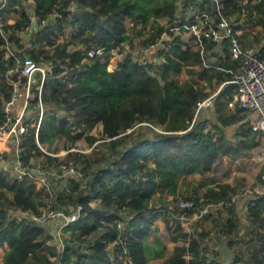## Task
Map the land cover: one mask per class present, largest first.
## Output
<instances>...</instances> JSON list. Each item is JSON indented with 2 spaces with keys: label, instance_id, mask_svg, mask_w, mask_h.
<instances>
[{
  "label": "trees",
  "instance_id": "trees-1",
  "mask_svg": "<svg viewBox=\"0 0 264 264\" xmlns=\"http://www.w3.org/2000/svg\"><path fill=\"white\" fill-rule=\"evenodd\" d=\"M31 1L33 9L30 12L29 8L24 9L22 0L0 1L8 9L22 5L14 21L4 23L0 29V121L4 115L3 102L10 95L7 70L16 60L15 56L5 58V43L18 57L28 54L37 63L49 67L42 84L40 119L36 90L38 74L28 101L34 115L24 119L27 131L19 136V142L17 140L18 150L16 152L15 145L11 150H0V157L5 153L12 159L0 161V248L3 250L0 264H55L51 259L53 254L46 250L50 248L46 243L50 237L45 228L29 216H18V211L37 215L48 203L57 207L56 199L82 206L80 217L66 226L71 241L65 243L59 255L61 264H152L153 259L159 258L162 260L156 264H225L232 257L230 253L219 256L217 250L201 242L208 230H202L201 237L187 232L172 234L170 240L175 244L165 256L167 246L154 224L158 209L170 211L177 219L181 214H192L191 210L177 205L180 184L191 174L213 173L210 178L198 182L208 184L202 192L203 201L230 198L236 186L221 180L215 174L216 169L224 161L236 160L246 148L259 144L253 140L256 132L251 128L248 111L239 107L233 113L228 111V102L236 87L232 83L223 84V81L230 78L228 69L238 66V62L231 59L229 42L203 36L206 43L203 54L199 48L182 40L179 32L169 28L176 23H192L201 12L217 20L215 2ZM218 3L221 14L229 19L233 30L242 28V22L264 24V0H218ZM4 10L1 16L5 18L8 14H3ZM30 15H38L45 21L39 23L28 35V42H24L19 32L30 23ZM157 18H164V23L157 22ZM65 25H71L73 40L58 41V34ZM163 31H167L170 38H161L165 49L155 47L163 54L157 69L152 71L150 62H141L132 53L117 60L111 70L107 68L106 58L113 50L119 48L121 51L120 47L126 43L133 48L135 41L145 42L146 32L148 39L154 41ZM189 39L193 41V35ZM69 41H78L81 47L69 49ZM240 41L247 45L246 41ZM248 44H255L264 60V43L256 39ZM90 47H101L103 56L84 59ZM207 62L211 64L206 66ZM182 72L186 77L180 80ZM215 84L220 87L212 97L210 116L195 114L197 102L212 94L210 91ZM37 122L38 142L46 150L53 151L57 148L53 145L56 138L72 139L100 123L99 137L87 133L86 139L89 144L96 139L106 144L100 150L102 157H90L74 150L66 152L65 160L51 157L38 145ZM231 125L237 127L235 133L229 135L226 128ZM6 151H15L17 159L25 166L38 155L49 162L54 160L56 165L57 161L76 167L78 163L82 172L80 181L86 176L87 191L79 188L56 197L50 192L51 199H47L35 187L30 174L20 179L15 176L17 159ZM100 161L103 162L101 166L92 168ZM260 165L256 177L264 184V166L261 162ZM196 188L193 187L194 194ZM193 197L195 201L199 199L197 194L182 198ZM91 198L96 201L94 204L90 203ZM237 209L233 202L225 208L224 215L218 213L221 219L219 238L224 237L227 244L236 240ZM210 216L214 217V213L200 218ZM165 221L169 219L165 217ZM119 222L124 223L123 228L118 227ZM246 222L241 238L244 240L247 235L245 242L242 241L246 251L235 254L231 260L235 264H264V193L254 192L248 197ZM175 228H180L177 220ZM180 236H183V243H177Z\"/></svg>",
  "mask_w": 264,
  "mask_h": 264
},
{
  "label": "built area",
  "instance_id": "built-area-1",
  "mask_svg": "<svg viewBox=\"0 0 264 264\" xmlns=\"http://www.w3.org/2000/svg\"><path fill=\"white\" fill-rule=\"evenodd\" d=\"M1 1V0H0ZM215 2V8L218 13V19L214 20L209 17L207 12H201V14L195 17V21L189 24H178L176 23L173 27H169L170 29H174L175 32H179L182 40L194 45L195 48H199L200 52L204 54L206 43L204 41V37L209 38L213 41H220L222 39H226L230 44V56L232 60H236L238 62V66L236 69H228L231 72L230 78L228 80L223 81L224 83H232L235 85L236 90L233 94L232 99L228 102V104H235L239 108L246 109L249 113L250 125L251 128L257 132L264 134V60L260 58L258 51L252 46L243 45L240 41L238 30H233V27L229 21V19L221 14L218 0H213ZM6 9V4L4 2L0 3V29L4 22V16L2 17V10ZM57 17L60 16L58 11L53 12ZM43 20L38 15H30V23L26 26L25 29L20 30L19 34H32L36 26L43 22ZM190 35H193V41L190 38ZM204 36V37H203ZM149 33L146 32L145 42L138 48H130L129 44H123L120 48L121 51L124 52V55L127 53H132V55L136 56L137 59L141 62H150L152 53L155 52L158 47L160 50L165 49L164 43L161 41V38H170L167 31H163L159 38H155L154 41L148 39ZM5 47V58H9L10 56H15V62L10 63V67L7 70L6 79L10 84V95L3 102L2 112L3 119L0 121V150L2 148H7V143L9 140L14 139L18 140L19 136L27 131V123L25 122V118H23V113L25 109L28 107L30 95V88L32 90V86L35 81V75L39 74V81L36 83L37 90V98H38V107H39V115L40 119L42 113V84L44 80V76L46 71L49 69L47 65H41L34 61L28 54L23 56L15 55L13 48H11L7 43L4 45ZM119 50V48L117 49ZM95 55L103 56V49L101 47H90L86 50V55L84 59L89 57H93ZM123 55V56H124ZM140 55L142 57L140 58ZM121 58V57H120ZM211 60L213 57H209ZM214 59V58H213ZM163 61V56L161 58V62ZM206 66H209L211 63H204ZM158 68V67H157ZM153 71V69L151 68ZM16 73V76H13L12 73ZM23 90V91H22ZM216 92L210 94L209 96L199 100L197 102V107L195 110V114L200 113L201 108L204 106H209L210 109H213L212 97ZM24 98L23 108L20 112L12 113V108L14 103L18 98ZM25 117V116H24ZM145 123V122H143ZM39 122L36 123L35 128V137L37 140V127ZM149 124V123H146ZM151 125L154 129L161 131L157 126ZM100 141L95 140L91 144V148ZM38 142V140H37ZM39 147L46 153H48L51 157L59 155L58 153H54L51 150H46L44 146H42L38 142ZM94 148V147H93ZM92 148V149H93ZM76 148L71 147L66 151L75 150ZM91 149V150H92ZM65 151V152H66ZM258 160L264 166V153H262ZM54 160L51 159V162L43 167L44 173L54 174L57 168L60 170V173L68 174L70 176H74L72 178L76 180H80L82 177V172L80 168L76 167L73 164H67L65 162H59L54 164ZM17 170L14 172L17 178H22L25 174H30L29 167L22 164V162L17 159ZM264 178V172H263ZM33 177V176H32ZM44 185V184H43ZM44 187V186H43ZM46 198L51 199V190L49 187L45 190ZM51 192V193H50ZM232 196L230 198H219V199H201L202 202L198 203L194 199H184L178 198L177 205L180 208H186L191 210L193 214L198 217H201L208 213H219L222 214L225 211V208L231 206L233 203ZM91 203V201H90ZM82 211V206L80 203L72 204L70 203L65 205V207H53L50 206L49 203L41 209L39 214H32L26 211H18V216L31 218L36 223L40 224L47 233L49 237L54 241L57 249V258L53 259V255L51 259L55 261V264H61L59 255L62 254L64 249V239L63 236L67 229V225L80 217ZM123 224L119 222L118 227L123 228ZM51 235V236H50ZM49 240V239H48ZM48 242V241H47ZM113 243V242H111ZM110 243V244H111ZM207 264V263H202ZM225 264H235L231 259L226 260Z\"/></svg>",
  "mask_w": 264,
  "mask_h": 264
},
{
  "label": "rangeland",
  "instance_id": "rangeland-1",
  "mask_svg": "<svg viewBox=\"0 0 264 264\" xmlns=\"http://www.w3.org/2000/svg\"><path fill=\"white\" fill-rule=\"evenodd\" d=\"M33 4V3H32ZM29 9H33L32 6L27 7ZM32 11V10H31ZM17 16V14H8L7 16H5L4 18V22H7V18L10 17V19H15ZM10 19H8L10 21ZM157 22L159 23H164V22H160L163 21L162 18H157ZM243 28L240 29L241 33L244 34H248L250 31H254L255 34H257V38L260 42L263 41L262 43H264V24L263 23H258L256 21H254V23L251 22H247V23H243ZM20 38L22 41L24 42H28V40L30 39L29 36L27 34L21 33L20 34ZM58 41H65V40H73V38L71 37V25H65L64 29L62 31H60V33L58 34L57 37ZM57 41V40H56ZM143 42H139L136 43L135 41V45L134 48H138L142 45ZM81 47V44L78 41H69L67 48L69 49H74V48H78ZM124 55L123 51H119L117 49L113 50V52L111 53V55H109L106 59H107V68L108 69H112L113 67L116 66V62L117 60L120 59V57H122ZM163 54L157 50H155L154 53H152L151 56V61L152 65L151 68L153 70L157 69V67H159L161 65V58H162ZM142 57V55H140V58ZM40 64V63H39ZM41 65H45L42 64ZM14 74V72L12 73V75ZM17 75V72L15 73ZM38 74L35 75V81L37 80ZM186 77V75L182 72L179 75L180 80L184 79ZM36 82H34L35 84ZM216 85V84H215ZM220 86L216 85L214 90H211V93H214V91L216 92L217 89ZM207 90H210V87H207ZM23 91V90H22ZM32 94L31 92V88H30V95ZM25 99L22 98H18L16 100V102L13 105L12 108V113H16V112H20V110L23 108V104H24ZM207 109L209 108V106H204L201 109ZM210 109V108H209ZM212 109L209 110V112H211ZM207 112V111H205ZM60 114L63 113V111L59 112ZM205 114V113H204ZM34 115V110L31 109L30 107H27L25 109V112L23 113V118L30 117ZM208 117L210 116L208 114H205ZM25 116V117H24ZM100 130H101V124L97 123L95 126H93L87 133L89 134H94V136L96 138L99 137L100 134ZM227 133L231 134L234 131V127H229L226 129ZM77 131H75L76 134ZM74 133V132H73ZM87 133H81L80 135H74L72 139H66L64 136H60L58 138L55 139V141L53 142V145L57 146L56 149H54V151L52 149H50L52 152L54 153H58L59 155H56L60 158H63L65 160V156H66V150L68 148H65L67 145L68 147H74L76 148L74 151H78L80 153L83 154H88L94 157H102V153L100 152V150H103L106 146V144H104V142H100L98 141V143L96 145H94L91 148V144L88 143L87 139H86V135ZM254 138H257L259 140V144L253 148H246L244 151L241 152V155L234 160L233 162L227 163L226 161H224L221 166H219V168L216 169L215 174L217 176H219V178H221V180L223 181H228L231 182L232 185L236 186V192L232 193L231 196L233 197L232 200L235 204H237L238 206V218H239V222H238V229L240 230V232H242L244 230V228L246 227V207H245V203H247L248 197L254 194V189L253 186L250 183V179L254 177V175H256V172L258 171V169L260 168V162L258 160V157L264 153V143H263V139H264V134L261 133H255L254 134ZM98 140V139H96ZM15 142V143H14ZM19 142V140H18ZM18 142L14 139H11L8 141L7 143V148H2L5 150H11L13 145H15V150L17 152L18 149L17 148V144ZM17 143V144H16ZM92 149V150H91ZM66 151V152H65ZM7 152V151H6ZM8 154H10V156H12L13 154V159L16 160L17 159V153H15V151H8ZM9 160H12L10 158L6 157V154L3 153L1 154L0 157V161L6 162ZM69 161V160H68ZM73 160H70V162H72ZM15 162V161H14ZM54 162V161H53ZM56 162V161H55ZM49 163L48 159H44V157L42 155H38V156H34L30 159V163H29V171L31 173V175L33 176V181L35 183V187L39 188V190L45 195V190L49 187V189L51 190V192L55 195L58 196V194L63 193L64 194H69L71 192H76V189H81V191H87V189H85L87 187L86 185V176L84 175V178L80 181H76V179L74 180V176H70L68 174H63L62 172L60 173V170L57 168V170L55 171L54 174H47L44 173L43 171V167H45L46 164ZM58 163V161L56 162ZM55 164V163H54ZM103 164L102 161L100 162H96L93 164L92 168L101 166ZM77 167H80V164L77 163ZM206 175H201L200 179H205V178H210L213 173L206 171L205 172ZM194 174H198V173H194ZM196 180H199V175L195 178ZM44 184V185H43ZM44 186V187H43ZM199 188V193L201 194V190H202V186H198ZM79 191V190H77ZM251 192V193H250ZM89 194H91V191L88 192ZM43 195V196H44ZM180 199V198H179ZM201 199H204V197L201 196L199 197V199L196 201L198 203H201ZM58 201V205L57 207H65V205L69 204L70 202L63 200L60 201L59 199H56ZM93 198H91V202H93ZM95 201V200H94ZM96 202V201H95ZM94 202V203H95ZM243 207V208H242ZM158 217L155 219L158 222V236L161 237L160 239L163 240L167 246L166 251H165V256H168L175 244L174 241L170 240V236L172 234H177L179 232H187V233H193V235L200 236V233L202 232V230H208L207 233L203 236L202 235V240L203 238H206L207 240H210L211 242H213V244H216L215 242H218L219 245L223 244L225 242V238L221 237L219 238V222H220V217L218 216L219 214L216 213L213 216L207 217V218H200L198 216H196L195 214H190V215H184L181 214V216L179 217V219L176 218V215H172L170 213V211L168 212H163V210L158 209ZM220 213V212H219ZM223 215L225 214V211L222 213ZM165 217H167L169 219V221H165ZM154 220V222H155ZM176 220L177 222H179L180 224V228L176 229ZM156 224V222L154 223ZM206 225H208L209 227L207 228ZM170 226V227H168ZM160 227V228H159ZM207 228V229H206ZM69 231H66L63 239H64V243H66L67 241L69 242L70 240V236L71 234L68 233ZM238 235L240 233H237ZM51 236V235H50ZM201 237V236H200ZM149 238H152L151 235H149ZM52 236L51 238H49L48 242V246L50 248H46V250H48L49 252H51V254H53V259L57 258V249H56V245L54 244V241L52 240ZM183 236H180L177 243H183ZM222 240V241H220ZM71 241V240H70ZM218 250V248H215ZM213 250V249H212ZM226 250H228L226 248ZM3 250L0 248V257H1V252ZM164 256V257H165ZM189 257V256H188ZM187 257V258H188ZM160 260H162V258L159 259H153L151 261L152 264H156L157 262H159ZM230 260V259H228Z\"/></svg>",
  "mask_w": 264,
  "mask_h": 264
},
{
  "label": "crops",
  "instance_id": "crops-1",
  "mask_svg": "<svg viewBox=\"0 0 264 264\" xmlns=\"http://www.w3.org/2000/svg\"><path fill=\"white\" fill-rule=\"evenodd\" d=\"M22 5H24V9H27V7H30V6H33V4H32V1L31 0H22ZM21 5V6H22ZM21 6L20 5H16L14 8H7L6 7V9L3 11V14H20V11H21ZM16 9V10H15ZM32 9H29V12L31 11ZM30 14H32V13H30ZM8 19H10V17H8L7 18V22H9V23H11V22H13L14 21V19H10V21L8 20ZM163 19V21H160V22H164L165 21V19L164 18H162ZM158 20V19H157ZM243 28V27H242ZM240 29L241 28H239L238 29V33H239V37H240V39L241 40H244V41H246L245 43L248 45V46H253V48H256L257 49V47H256V45L254 44V45H249L248 43L250 42V41H255L256 39H255V37L257 38V34H255V32L254 31H250L248 34H244V33H241L240 32ZM261 41V40H260ZM261 42H263V41H261ZM237 108V106L235 105V104H228V111L230 112V113H233L234 112V110ZM210 109L209 108H207V109H201V111H200V114H203V115H205V114H208L209 115V113H208V111H209ZM205 111H207V112H205ZM205 113V114H204ZM248 116H249V113L247 114ZM207 116V115H206ZM232 127H234V132H233V134L235 133V131H236V127H237V125H231ZM231 126H229V127H231ZM229 127H227V128H229ZM226 128V129H227ZM227 131V130H226ZM229 134V133H228ZM255 134V133H254ZM230 135V134H229ZM253 140L254 141H257L258 143H259V140L257 139V138H254V136H253ZM263 141V143H264V139L262 140ZM199 175V180H196L195 178L197 177ZM201 175H206V173H204V174H191V175H189V176H187L186 177V179L184 180V181H182L181 182V184H180V193H181V196L179 197V198H182V197H184V196H186V195H188V194H192L193 196H196V194L197 195H199V197L201 196V194H202V192L204 191V189H205V187L208 185L207 183H204V184H199L198 182L201 180L200 179V176ZM251 181H250V183H251V185L253 186V189H254V192H257V193H259V194H263L264 193V184L262 183V182H260L259 180H257V177H256V175H254V177L253 178H251L250 179ZM228 182V181H227ZM230 184H232L231 182H229ZM194 186H197V188H196V193L194 194V192H193V187ZM198 186L200 187V186H202V190H201V194L199 193V188H198ZM215 188H216V185H215ZM193 199H194V197H193ZM94 200H93V202H91V204H94ZM245 207H246V203H245ZM243 208V207H242ZM155 222H156V226H158V222L155 220ZM154 222V223H155ZM246 225H247V222H246ZM206 227L208 228L209 226L208 225H206ZM160 228V227H159ZM206 228V229H207ZM244 230H245V228H244ZM244 230L242 231V232H240V230L238 229V231H237V233H240L239 235L237 234V235H235V237L234 238H236V240L234 241V242H232V243H228L227 244V241L225 240V242L223 243V244H220L219 245V243L218 242H215L216 244H213V242H211L210 240H207L206 238H204V242H202V243H205V244H207L208 246H209V248L210 249H213V250H217V249H215V248H218V252H219V256H221L222 254H224V255H226V254H229L230 253V256L232 255V257H231V259H233V257L235 256V254H238V255H240L241 253H245V251H246V248H245V245L243 244V242H245L244 240H246L247 239V235L245 236V238H244V240H241V238L243 237V235H244ZM161 238V237H160ZM162 239V238H161ZM240 240V241H239ZM163 241V240H162ZM220 241H222V240H220ZM243 241V242H242ZM164 242V241H163ZM165 243V242H164ZM7 247V246H6ZM226 248L228 249V250H226ZM2 255H3V251L1 252V257H0V261H1V258H2ZM229 256V257H230Z\"/></svg>",
  "mask_w": 264,
  "mask_h": 264
},
{
  "label": "water",
  "instance_id": "water-1",
  "mask_svg": "<svg viewBox=\"0 0 264 264\" xmlns=\"http://www.w3.org/2000/svg\"><path fill=\"white\" fill-rule=\"evenodd\" d=\"M16 163H17V161H16Z\"/></svg>",
  "mask_w": 264,
  "mask_h": 264
}]
</instances>
